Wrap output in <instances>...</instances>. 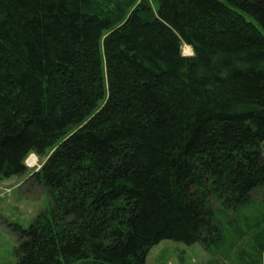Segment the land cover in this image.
Listing matches in <instances>:
<instances>
[{"label":"trees","instance_id":"obj_1","mask_svg":"<svg viewBox=\"0 0 264 264\" xmlns=\"http://www.w3.org/2000/svg\"><path fill=\"white\" fill-rule=\"evenodd\" d=\"M156 2L0 0V181L46 157L49 201L16 264L207 249L264 200V0Z\"/></svg>","mask_w":264,"mask_h":264},{"label":"rangeland","instance_id":"obj_2","mask_svg":"<svg viewBox=\"0 0 264 264\" xmlns=\"http://www.w3.org/2000/svg\"><path fill=\"white\" fill-rule=\"evenodd\" d=\"M148 2L156 7V0ZM45 158L36 157L32 166L27 165L26 159L24 174L0 181V264L17 262L18 244L11 225L27 229L49 206L44 190L31 178ZM256 197L259 199L256 194L235 212L215 213L221 230V241L216 245L206 249L199 244L164 240L148 252L146 264H264V200H255Z\"/></svg>","mask_w":264,"mask_h":264},{"label":"bare ground","instance_id":"obj_3","mask_svg":"<svg viewBox=\"0 0 264 264\" xmlns=\"http://www.w3.org/2000/svg\"><path fill=\"white\" fill-rule=\"evenodd\" d=\"M182 50H183L182 52L183 55H190V56L192 55V50L189 46L184 45L182 47ZM35 161H36V157L34 155H31L30 157L27 158L26 163L28 166L30 165L32 166L35 164Z\"/></svg>","mask_w":264,"mask_h":264}]
</instances>
